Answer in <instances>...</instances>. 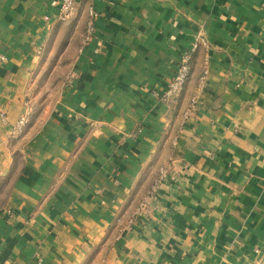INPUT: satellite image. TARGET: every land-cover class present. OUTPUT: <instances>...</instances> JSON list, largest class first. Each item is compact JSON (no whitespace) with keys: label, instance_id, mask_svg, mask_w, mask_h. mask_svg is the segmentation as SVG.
Masks as SVG:
<instances>
[{"label":"crops","instance_id":"crops-1","mask_svg":"<svg viewBox=\"0 0 264 264\" xmlns=\"http://www.w3.org/2000/svg\"><path fill=\"white\" fill-rule=\"evenodd\" d=\"M53 1L0 0V264H264V0Z\"/></svg>","mask_w":264,"mask_h":264},{"label":"built area","instance_id":"built-area-1","mask_svg":"<svg viewBox=\"0 0 264 264\" xmlns=\"http://www.w3.org/2000/svg\"><path fill=\"white\" fill-rule=\"evenodd\" d=\"M81 1L84 0H54L52 2V6L58 8V17H57L58 20L67 21L71 17L75 9V6ZM89 13L91 18L94 20V18L97 16L96 11L93 8H91ZM93 20H91V22L88 24L86 33L83 36L82 39L83 48L86 47L94 37L95 25ZM197 48H198V43L195 44L190 51L183 53L182 56L180 57V62L174 74V77L169 82L168 87L166 88L163 95V100L166 103H173L183 95L192 71V58H193L192 54L194 51L197 50ZM207 74L208 72L207 70H205L203 76L200 79L199 88H203L206 85ZM76 76L77 75L75 73H72L69 80L70 81L74 80ZM198 108H199L198 100L193 99L184 114V119L187 120L192 118L196 114ZM26 123H27V117L26 116L21 117V119L17 122L15 126V131L16 132L22 131ZM168 178H169V169L166 166L161 167L158 176L156 177L151 187L146 191L142 200L135 209L132 218L124 224V229H130L134 227L135 225L138 224L139 218H141L143 215L149 214L151 202L157 197L160 187L164 183H166ZM253 264H262V263H253Z\"/></svg>","mask_w":264,"mask_h":264},{"label":"rangeland","instance_id":"rangeland-1","mask_svg":"<svg viewBox=\"0 0 264 264\" xmlns=\"http://www.w3.org/2000/svg\"><path fill=\"white\" fill-rule=\"evenodd\" d=\"M69 71H70V70H69ZM49 72H52V71H51V70H47L46 73H45V71L42 73V75L40 76L41 81H43V79L46 77V75H47ZM57 72H59V71H57ZM57 72L54 73V77L57 79V80H56V83H59L62 77L58 76V73H57ZM71 74H72L71 72H68V74H67V79H70ZM42 86H43V85H41L40 88H43ZM48 88H49V89H53V90L55 89V87H52V88H50V87H46V88H44V93H46V91L48 90ZM37 107H41V104L37 105Z\"/></svg>","mask_w":264,"mask_h":264}]
</instances>
